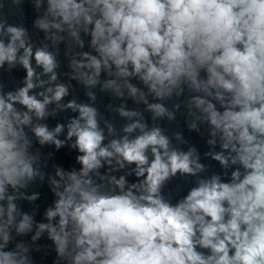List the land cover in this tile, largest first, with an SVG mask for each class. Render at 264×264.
I'll list each match as a JSON object with an SVG mask.
<instances>
[{
	"label": "clouds",
	"instance_id": "1",
	"mask_svg": "<svg viewBox=\"0 0 264 264\" xmlns=\"http://www.w3.org/2000/svg\"><path fill=\"white\" fill-rule=\"evenodd\" d=\"M24 2L0 0V70L26 73L12 90L0 73V264H35L45 234L52 264H264V0H28L39 45L4 13ZM72 81L89 103L64 102ZM96 89L121 101L107 105L119 129ZM178 113L203 154L161 126ZM44 146L75 151L79 169L49 174ZM177 177L193 186L173 202ZM45 180L54 199L37 222L20 202Z\"/></svg>",
	"mask_w": 264,
	"mask_h": 264
},
{
	"label": "water",
	"instance_id": "2",
	"mask_svg": "<svg viewBox=\"0 0 264 264\" xmlns=\"http://www.w3.org/2000/svg\"><path fill=\"white\" fill-rule=\"evenodd\" d=\"M22 12L16 11L10 3L5 5L4 13L8 18V22L10 24H23L26 28H28L30 35L32 36V39L34 43L37 45L40 44V42L43 40V33L37 32L33 27L32 23L33 20L36 17V13L33 10V6L28 0H25V2L22 4ZM60 54L58 56V59L61 61V68L59 69L61 76H60V82H68L67 77L63 75V73L69 72L70 69L68 68V61L66 57L64 56V44H61L60 46ZM87 50V49H85ZM40 71V69H38ZM0 73H2V78L4 83L7 85L6 90H12L18 86L22 85V80L24 76L26 75L25 71L21 67H17L14 69L11 73L9 72H3V70H0ZM104 78V75L102 74V79ZM133 83H136L135 80L132 81ZM73 85V88L70 90V95L65 98L64 102H67V100L75 98L77 102L79 103H89L88 98L86 97L85 90L83 86L78 85L75 81L71 82ZM97 91V102L96 107L99 109L101 114L111 121H113L117 128L119 129L126 121L119 118L118 115H116L113 112H110L107 110V105L109 103L113 105H119L121 103L120 100L115 99L111 93H101L99 92V89H96ZM126 106L128 109H136L140 108V110H143V106L136 105L131 99H128L126 102ZM78 113H73L71 110H67L65 112H60L55 117H48L46 120L42 121V123H46L48 127L54 128L57 123H64L66 124L70 118H73L77 116ZM150 113H145V117L148 120L149 125L151 126L152 121L150 118ZM162 127H165L168 130V134L171 135L174 131H180L183 133L185 139L189 140V142L192 145H195L197 149L200 151L201 154H203L205 151L208 150V146L206 144L207 137H201L196 132H189L187 129V126L184 122V118L180 116V114H177L176 121L169 124L167 121H161L160 122ZM64 134H61L60 138L63 139ZM37 148H39V145H36ZM184 147L186 150L187 146H181ZM45 158H47L48 153L52 152L53 156L49 161V166L46 169V171L49 174L54 175V168L53 165H60L66 170L71 169L75 167L76 169H79V165L75 162V156L77 153L75 151H70L67 147L62 148L59 151H54L52 147L44 146L43 148L39 149ZM216 150H219L218 148ZM205 164L209 165V172L207 174H211L212 172H221L220 166L211 160L204 159L202 160ZM132 179V178H130ZM193 186V180L191 178H181L177 177L172 182H170L164 192L165 195L173 200L175 202L176 199L186 194L189 187ZM39 192L40 193V199H38L35 202V205L30 204L26 201L20 202V206L23 211L31 213L34 208L38 206L37 214L35 215V220L37 222H46L44 220V211L47 207L52 206L54 197L52 196L51 192L49 191V187L47 184V180H45L44 183H37L30 187L29 192ZM31 235V234H30ZM30 235L18 239H24L25 241L30 240ZM42 249L45 247L48 248V255H44V252H34L33 258L35 264H52L53 260L55 259V252L51 250V241H49L45 236L37 242Z\"/></svg>",
	"mask_w": 264,
	"mask_h": 264
}]
</instances>
